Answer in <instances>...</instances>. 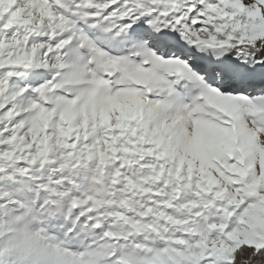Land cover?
I'll return each instance as SVG.
<instances>
[{
  "label": "snow or ice",
  "instance_id": "1",
  "mask_svg": "<svg viewBox=\"0 0 264 264\" xmlns=\"http://www.w3.org/2000/svg\"><path fill=\"white\" fill-rule=\"evenodd\" d=\"M0 264H264V0H0Z\"/></svg>",
  "mask_w": 264,
  "mask_h": 264
}]
</instances>
